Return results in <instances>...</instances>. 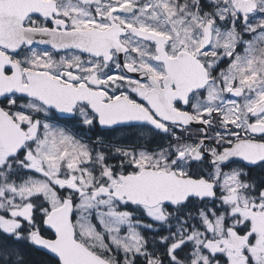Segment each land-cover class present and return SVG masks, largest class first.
<instances>
[{
	"label": "snow or ice",
	"instance_id": "1",
	"mask_svg": "<svg viewBox=\"0 0 264 264\" xmlns=\"http://www.w3.org/2000/svg\"><path fill=\"white\" fill-rule=\"evenodd\" d=\"M0 264H264V0H0Z\"/></svg>",
	"mask_w": 264,
	"mask_h": 264
},
{
	"label": "trees",
	"instance_id": "2",
	"mask_svg": "<svg viewBox=\"0 0 264 264\" xmlns=\"http://www.w3.org/2000/svg\"><path fill=\"white\" fill-rule=\"evenodd\" d=\"M32 256H33V258L36 259V260H39V259H40V257H39L38 254L33 253Z\"/></svg>",
	"mask_w": 264,
	"mask_h": 264
}]
</instances>
